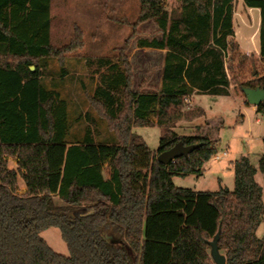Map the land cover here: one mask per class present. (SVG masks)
<instances>
[{
  "label": "trees",
  "instance_id": "obj_1",
  "mask_svg": "<svg viewBox=\"0 0 264 264\" xmlns=\"http://www.w3.org/2000/svg\"><path fill=\"white\" fill-rule=\"evenodd\" d=\"M138 1L134 22L113 16L132 26L117 53L85 61L75 55L84 45L80 25L68 42H52L51 0H0V264H216V236L225 264H264V236L257 234L264 188L256 180L264 153L258 168L247 155L232 163L233 189L196 190L173 179L201 175L217 153L214 136L173 129L186 97L230 95L231 83L242 94L243 86L264 89V74L229 78L233 0H176L171 8L168 0ZM244 1L261 10L264 56V0ZM148 19L161 36L140 37L138 45L166 49L162 79L153 90H134L126 47ZM70 84H77L74 96ZM256 111L264 114V100ZM153 125L161 128L156 151L133 130ZM178 141L202 144L160 162L158 154ZM52 226L68 255L40 235Z\"/></svg>",
  "mask_w": 264,
  "mask_h": 264
},
{
  "label": "rangeland",
  "instance_id": "obj_2",
  "mask_svg": "<svg viewBox=\"0 0 264 264\" xmlns=\"http://www.w3.org/2000/svg\"><path fill=\"white\" fill-rule=\"evenodd\" d=\"M176 4V0H168L167 2L168 8ZM139 10L138 0H51V40L57 45L68 42L74 33L75 25L78 24L84 30V45L75 52V55H79L85 61L88 55H114L117 53L116 47L122 45L132 32V26L129 23L114 20L113 16H125L129 22H134ZM244 18L245 21L242 22L241 13H237L233 23L243 44L251 51L243 59L241 54L244 52H241L238 40L233 38L232 46L225 56L226 62L229 63L232 58V63L234 62L235 65L233 69H228L229 78L232 80L238 77L239 82L253 79L256 73L264 74V56L260 54V12L251 11L249 16L246 14ZM138 30L139 33L131 41L140 37L152 38L161 35L154 19L141 22L138 25ZM149 56L155 59L152 57L153 55L147 54L138 55L137 59L138 61H146ZM79 66L81 65L79 64ZM131 66L133 73L132 89L135 86L138 87L137 89L143 90L144 86L148 85V80L137 81L133 65L131 64ZM155 69L150 72L151 75ZM83 72L86 73L87 70ZM85 81L89 82L87 79ZM70 85L69 94L74 96V88L77 84L75 86ZM230 90L237 96L238 100H235L234 97H224L225 95L202 96V104L208 103L207 106H211L208 107L206 116L203 115L205 114L203 109L199 107L192 108L187 102L182 105L183 115L176 120L173 129L179 134H194L197 131L208 133L217 139L215 144L217 152L227 150L228 154L220 159L213 156L209 162L206 161L202 174L199 176L196 174H189L185 177L175 176V183L178 186L196 190H218L220 187L219 179L221 178L224 186L234 188V171L227 173V169L243 155L249 156L253 165L258 168L259 159L264 153V114L249 109H247L249 112L247 113L242 102L246 99L245 95L240 92L235 83H231ZM100 129L101 134L106 135L105 124H102ZM136 130L153 151L158 149L161 136L160 126H142L137 127ZM7 158L9 166L17 168L16 158L12 156ZM212 166L213 168H211ZM256 180L264 188V174L260 170L256 173ZM19 191H25V185L21 178H19ZM56 200L58 203L62 202L59 198ZM257 234L259 237L264 236L263 224L258 228ZM40 235L55 251L65 255L69 254L59 227L45 228L41 230ZM221 253L224 254V250H221Z\"/></svg>",
  "mask_w": 264,
  "mask_h": 264
},
{
  "label": "crops",
  "instance_id": "obj_3",
  "mask_svg": "<svg viewBox=\"0 0 264 264\" xmlns=\"http://www.w3.org/2000/svg\"><path fill=\"white\" fill-rule=\"evenodd\" d=\"M232 5H233V19H234V16H236L237 13H241V21L242 22L245 21L244 15L247 14L249 16V12H251V11H259L260 12V15H261V10H260L259 7H251V6H248L245 3L244 0H234V2L232 3ZM239 6H240V9H238ZM260 21H261V19H260ZM160 36L157 35L156 37H160ZM232 37L238 40V42L240 44V47H241V52L248 53V52L251 51L250 49H248L243 44V42H242V40L240 38L241 36L237 34V30H236V26L235 25H234V34L232 35ZM126 52L128 54L129 61L133 65V70H134V74H135L136 80L137 81L148 80V82H147L148 85L146 84V86H144L143 90L144 91H149V90H153L155 87L159 86L160 83H161V79H162V65H163V60H164V56H165V53H166V49L165 48H157V47H149V46H139L138 45V38H137V39H134V40H132L130 42V44L127 47ZM142 54L153 55L152 57H155V59H152L149 56V58H147L146 61H144V60H139L138 61V59H137L138 55L141 56ZM140 61H141V63H139ZM140 64H141V66H140ZM154 68H156V69H155V71H153V74L151 75L150 72ZM228 75H229V72H228ZM152 86H153V88H152ZM133 88H134V90H136L138 87L136 88L135 86H133ZM205 95H209V94L193 93L192 95H190L187 98H185V102H187V104L189 103V105L192 106V108L199 107V108L203 109V111L205 113L203 115L206 116L207 115V112H208L207 111L208 110V107H211V106H207L208 103L207 104H202L203 103L202 96H205ZM224 97H234L235 100H238L237 96L232 93V90H231V94L230 95H225ZM242 102L244 103L243 104V108H244V110L247 113H249L247 109H249L251 111H254V112L256 111V106H254V105H247V104H245L244 101H242ZM240 106H242L241 103H240ZM241 115H244V114H241ZM153 118L156 119V116L154 115ZM196 118H197V116L195 117V119ZM136 128L137 127H135L133 129L135 132H137ZM211 159H209L207 162H209ZM203 166L205 167V163H204ZM211 168H213V166ZM202 170H203V168H202ZM228 172L229 173H232L233 172L232 165H231V167H229L227 169V173ZM104 176L106 178L109 177V171L107 170V167L104 170ZM174 178H175V176H174ZM219 181H220V186H224L222 184L223 179L220 178ZM174 182H175V179H174ZM230 189H233V188H230Z\"/></svg>",
  "mask_w": 264,
  "mask_h": 264
},
{
  "label": "water",
  "instance_id": "obj_4",
  "mask_svg": "<svg viewBox=\"0 0 264 264\" xmlns=\"http://www.w3.org/2000/svg\"><path fill=\"white\" fill-rule=\"evenodd\" d=\"M34 69V66H30ZM242 91L245 95L246 100L254 106H258L264 100V89L260 87H249L243 86ZM202 143H193L186 145L183 141H178L172 147L167 150L160 152L157 156L158 160L162 163L168 164L174 161L176 158L181 156H188L195 148L199 147ZM218 236H216L211 244V255L215 260L216 264H225L226 257L218 248Z\"/></svg>",
  "mask_w": 264,
  "mask_h": 264
},
{
  "label": "built area",
  "instance_id": "obj_5",
  "mask_svg": "<svg viewBox=\"0 0 264 264\" xmlns=\"http://www.w3.org/2000/svg\"><path fill=\"white\" fill-rule=\"evenodd\" d=\"M187 98V97H186ZM189 104V103H188ZM259 120V119H258ZM228 154V151L227 150H223L221 152H217L215 153L213 156L216 158V159H220L224 156H226Z\"/></svg>",
  "mask_w": 264,
  "mask_h": 264
}]
</instances>
